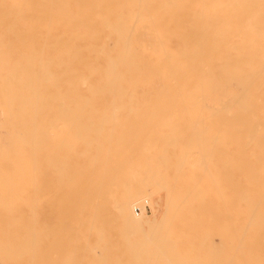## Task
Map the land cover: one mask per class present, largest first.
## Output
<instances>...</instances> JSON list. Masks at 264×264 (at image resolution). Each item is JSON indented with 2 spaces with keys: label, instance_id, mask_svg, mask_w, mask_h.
Masks as SVG:
<instances>
[{
  "label": "bare ground",
  "instance_id": "bare-ground-1",
  "mask_svg": "<svg viewBox=\"0 0 264 264\" xmlns=\"http://www.w3.org/2000/svg\"><path fill=\"white\" fill-rule=\"evenodd\" d=\"M170 1L173 0L162 3ZM212 1L215 8L211 16L200 18L209 21L206 25L155 24L156 19L150 17L147 19L152 22L150 25L114 27L107 22L105 27L120 30L203 28L207 30L205 33L95 34L89 31L95 29V14H91L95 12V0H0V52L7 53L12 48L19 52L15 59L18 63L15 76L11 77L9 71H4L3 76L5 86L14 85L13 108L18 118L14 116L16 118H8L5 122L10 126L7 133L14 138L15 146H11L17 153L13 152L16 155L9 163L0 162V176L5 173L11 176H7L9 182L4 185V190L18 184L20 189L0 194V264H149V261L143 262L146 251L143 249L145 245L148 249L152 244L148 243L150 238L155 236L150 235L151 228L145 232L149 233V238L144 234L146 223L152 220L148 227L159 223L157 227L161 230V222L175 216V206L180 200L187 202L194 198L182 199L186 194L191 195L188 193L191 189L190 192L210 191L225 197L227 212L223 213L225 219H222L229 224L230 230L234 228L231 221L238 219L232 231L225 225L228 228L225 233L230 231L234 235L233 249L238 252L235 261L232 260L234 264H264V0ZM63 17L77 20V28L74 27L77 30L69 33L57 30L63 32L57 33L54 31L58 26L64 30L61 22L46 21ZM182 19L193 20L191 17ZM23 63H30L31 68L25 70ZM102 113L147 115L149 118L143 121L144 124L151 128L149 131L163 136L165 143L153 145L147 141L137 146V153L119 150L113 155L106 154L103 148L107 150V137L99 139L95 134V114ZM105 119L98 120L101 126L119 123L118 119ZM60 120L63 125L60 123L59 126ZM169 138H175L173 144L167 142ZM208 140L213 148L216 141H220L217 146L222 141L226 148L220 150L226 168L223 178L226 181L221 179L226 186L222 189H219L220 174L210 175L211 167L215 170L217 165L210 166L207 161V153L212 149L206 150ZM232 145L234 149H231ZM61 147L65 156L58 169L62 170L50 171L51 174L43 171V175L51 176L56 172L55 177H58L62 173L68 186L75 179L77 183L71 184L75 192L63 196L73 200L71 203L63 200L70 203L69 206L64 204L63 217L58 218L65 223L51 225L57 217L48 214L51 211L44 207L34 208L40 192L31 193L39 190L42 195L45 186H50L46 181L50 177L37 178V171L43 169V165L48 168L56 160L51 155ZM5 149L8 147L0 142V154ZM109 156L114 159H101ZM120 157L129 160H117ZM235 164L236 170L233 169ZM160 174L165 179H159ZM55 177L52 175V179ZM20 178L27 180L25 183L29 185L35 182L33 187L38 182L44 186L31 191L32 185L28 188L20 186ZM57 179L56 184L60 185L62 178ZM23 190L28 192L22 193ZM157 190H164L163 198H153ZM69 194L78 196L72 195L70 199ZM173 199L179 202L174 204ZM199 202L198 209L192 210L194 216L196 210L198 213L202 209L198 217L196 214L188 218L182 213L183 220H192L186 222L188 225L183 222L185 234L187 227L195 234L197 224L199 228L203 227L200 230L212 225L209 222L206 227L203 223L204 208L207 213L209 211ZM144 203L150 205L151 216H147L142 208L139 214L133 212ZM184 205L183 201L182 209ZM178 210L181 209L176 210L179 213ZM216 210L213 213L217 214ZM69 212L76 217H70ZM112 225L115 229H109ZM204 231L208 238L210 232ZM201 233L198 235L202 238ZM140 235L148 238L147 244ZM226 235L223 238L227 241L230 238L226 239ZM208 239L204 238L205 241ZM171 242L169 245L173 247ZM161 246L160 243L155 245L154 250L152 246V250L157 251L156 256L165 251L164 245L163 250ZM193 247L189 249L193 250ZM176 249L171 252L176 253ZM203 249V254L209 256ZM148 252L151 251L145 255ZM182 252L184 257H177V254L175 259L170 253L174 259L169 261L170 264H186L177 259L187 261L186 254L191 251ZM170 255L161 257L165 259L164 263ZM211 255L214 257L215 252ZM193 257V261L197 260L198 254L195 259ZM207 259L203 262L208 263L212 258ZM199 260L195 264L203 263Z\"/></svg>",
  "mask_w": 264,
  "mask_h": 264
},
{
  "label": "rangeland",
  "instance_id": "rangeland-1",
  "mask_svg": "<svg viewBox=\"0 0 264 264\" xmlns=\"http://www.w3.org/2000/svg\"><path fill=\"white\" fill-rule=\"evenodd\" d=\"M162 1L163 0H95V12L94 13H91V14H95V29H91L89 31L95 32V34H107V33H116V32H133V33H144V32H146V33H155V32L205 33V32H207V30H205L203 28H196V29H171V30H160V29L155 30L154 28H152V29H141V28L128 29L127 28V29H124V30H120V29H113V28H105L106 25L108 24L107 22L113 24L114 27H115V25H121V24H124V25H127V26H131V25H137V26L150 25L152 22L150 23L147 20L150 17H152V18L154 17L156 19V21H154L155 24H161V23L162 24H168V23L175 24V23H178V24H185V25L186 24H194L196 26L206 25L209 21L200 20V18L201 17L204 18V17L209 16L210 14H212V12H213V10L215 8V5H214V3H213L212 0H173V1L165 2V3H162ZM169 9H171V10H169ZM76 13H78V12H76ZM51 15H52V7L50 8V16ZM67 15H69V13H67ZM77 15H79V14H77ZM134 16H137V20H134ZM182 17L184 19L186 17H188V18L191 17L193 20H187V19L183 20ZM177 18H179V20H177ZM54 19H55V21H53ZM56 19L57 20L60 19V21L58 22ZM66 19H65V17H63V18H52V21L50 19H47L46 21L47 22H49V21L50 22H55V24H60V22H61V24L63 25L62 28H64V30L58 28V27H61V26H58V27H56L57 29H55V31L53 30L54 32H57V30H62L64 33H69L70 31L77 30V29H75V28H77V20H75L74 18L73 19H70V17H68ZM69 20H70V22H69L68 25L73 26V28L76 26L74 29L73 28L71 29L70 26L66 25L67 24L66 21L68 22ZM71 21H72L73 24L71 23ZM101 21H103V22H101ZM56 22H58V23H56ZM64 23H66V24H64ZM65 25L67 27H69L70 29H68L67 27H65ZM62 31H58V32L63 33ZM1 54L2 55L5 54V57L4 56L2 57ZM18 55H19V52L15 51L14 48L9 49V51H7V53H2V51H1L0 52V57H2V58L0 59V64L2 65V67L0 68V72L9 71V72H11L10 73L11 74V77L12 76H15V71L18 70V68H17L18 67V63H17V60L15 62V59H16V56H18ZM3 58H4V60H2ZM29 65H30V63H23L22 67L25 70H28L29 68H31V67H29ZM4 74H5V72L4 73H1V75H0V88L4 89V90H2V89L0 90V122H1L0 123V139H1L0 142H1V145L2 146L6 145V148L8 147V149L3 150V152L1 153L2 156H0V162H7V163H9L8 161L10 159H12L16 155V154L14 155V153H17V149L15 147H13V146H15L14 145L15 140L13 142V139L14 138L13 137H10V134L7 133V129L10 126L7 125L6 122H7V119L8 118H13V119L16 118L17 117L16 116L17 114L15 115L14 113H17V112L13 108V104L15 102V98H14V85L5 86V84H3V81H5L3 79ZM1 91H3V92H1ZM2 95H4V96H2ZM4 110L7 111V112H5ZM109 115H111V116L108 117ZM14 116H16V117H14ZM101 118L102 119L106 118L105 120L118 119L119 123H117V122L115 124L109 123L107 125L101 126V124L98 121V120H101ZM148 118L149 117L147 115H143V114L142 115H132V114H118V115H113V114H107V113L106 114L105 113L95 114V126H96L95 127V134H97V137L99 139H101L103 137L104 138L107 137V139H106L107 142H108L107 150L105 148H103V152L106 153V154H110V155H113V154L119 152V150H121V152H123V153H125V152H134V153H137V150H138L137 146H140V144H144L147 141L152 142L153 145H158V144L165 143L163 136H159V135L155 134L154 133L155 131H153V130L152 131H149L148 130L150 127L146 126L144 124V122H143V121L147 120ZM161 118H164V117H161ZM197 118L198 117H196V119ZM60 123L63 125L62 120H60L59 122H57V124H59V126L61 125ZM134 127H135V129H134ZM98 128H100V129H98ZM55 130H58V128L55 129ZM139 130H141V131H139ZM150 130H151V128H150ZM152 134H154V135H152ZM122 137H124V138H122ZM139 137H141V138H139ZM174 139L169 138L170 141L169 140L168 141L166 140V141L169 142L170 144H173L174 143ZM118 140H120V141L118 142ZM210 140H208V144L206 145V148H208L206 150H210L212 148L210 150V152L207 153V155H208V156H206L207 157V161L209 162V165L210 166H213V164H214V166L217 165L216 166L217 168L215 170H213L214 167H211V169H210L211 172L210 173H212V174H210V175L211 176L212 175H216L217 176V175L220 174L219 175L220 177L218 176V178L220 180L221 179L222 180H225L223 178H224V173H225V169L226 168H225L224 162H223L224 161L223 154H221L223 152H221V151H223V150L225 151L226 148L223 147V145L221 144L222 141L220 143L222 146L220 144H219V146H217V144L220 141L219 142L216 141L217 144L214 145L215 147L213 148V146L211 147V145H213V144H209ZM11 145H13V146H11ZM128 146L136 147V148H131V147H128ZM232 147H233V145L231 146V149H234ZM3 148H5V147H3ZM63 149L64 148L61 147V150L57 151V153H59V154H57L55 152L54 154L51 155V156H55L56 157V160H53V163L50 164L49 167L47 166L48 168H46L45 165H43L44 166L43 169L40 168L37 171L38 172L37 178L44 177V179H45L46 176H49V175L44 176L43 174H45V173H43V171L49 173L50 171L51 172H54V171L59 172V171L62 170V169H58V167H61L60 166L61 165L60 163H63V156H65V155H63V154H65ZM6 150L8 152H6ZM5 153H7L8 155L5 154ZM55 154H57V155H55ZM3 155H6V156H3ZM61 156H62V158H61ZM101 159H104L105 160V159H114V158H112L111 156H109L107 158L104 157V158H101ZM133 159L135 160L136 158H133ZM117 160H129V158L120 157V158H117ZM235 167H236V164L233 167V169L236 170ZM6 168H7V166L4 167V169H6ZM51 168L54 169V170L52 171ZM219 169H220V171H218ZM51 172H50V174H51ZM55 173L52 174L54 177L57 176V173L56 174ZM52 175L49 176L50 177L49 179H46V181L49 182V185L50 186H48V185H47V187L45 186L46 190H44L45 192L42 195H40L41 194V191H39V190L33 191L35 189H38L39 188L38 186H41L40 188H43L42 186H44V185H41V183L38 182L39 185L36 183V186H37V188H36V186L33 187L35 185V182H33V181H30V182H33V185H32V183H30V185H32V187H29L30 185L27 184V183H25V182H27V180L26 181L25 180L23 181L20 178L19 179L20 180L19 182H20V186L26 185L27 188L29 187V190L33 191L31 193L32 195L35 192L36 193L37 192H40V194L38 193V195H39L40 198L38 197L37 203H36V201H35L34 198H33V200L31 198V200L34 201L33 203H36L34 205H37V206H33V205L32 206L34 208H36V209L41 208V207H44L46 209H49V211H51V212L48 213V214L54 215V216L57 217V219L55 221H53V222H50V224L51 225H60V224H64L65 223L62 219L61 220H58L59 217L60 218L63 217L61 211L63 209H66V207L64 206V204L66 202H64V201L67 200L70 203H71V201H73V200L70 201L69 200V197H68V199H64L65 197H63V196H66V194L70 193V191L71 192H73V191L75 192V190L72 191L71 187L72 186H75L74 184H76L77 182H76V179H75V180H73V182H71L72 186H71L70 182H69L70 185L68 186V182H66V180H64V178H63L64 176L62 175V173L59 174L61 177H59V175H58V177H55L54 179H52ZM210 175H209V178H212V177H210ZM7 176L8 177H11V176H9L6 173L3 174L2 176H0V185L2 184L0 186V190H1L0 194H2L3 191L4 192H7L8 191V192H11V193L18 192L20 189L18 190L19 184H18V182L16 180H15L17 182L16 185L17 184L18 185L16 187L15 186H12L14 189L11 188V187H8V189H5L4 190V187H5L4 185L7 184V182H9L8 179H7ZM221 176H223V177H221ZM25 177H27V176L25 175ZM158 177H159V179H161L162 178L161 174ZM13 178L15 179V176H13ZM37 178H36V180H39ZM57 178H62L61 179L62 181H60V185L59 184H56V181L55 180ZM26 179H28V178H26ZM162 179H165V177L162 178ZM40 180L43 181V179H40ZM222 180L220 181L219 189H222L223 187L226 186V182H225L226 180L225 181H222ZM58 181H59V179H57V182ZM63 181H65V182H63ZM21 182L23 184H21ZM53 184H55V185H53ZM26 186H23V187L25 188ZM27 188H25V189H27ZM31 188H33V189H31ZM74 189H76V188H74ZM27 190H23L22 193L24 191H27ZM31 191H29V193ZM58 191H60V192H58ZM190 191L188 193H190L191 195L186 194V196H183L182 199H184V197H185V199H188V198L190 199V197H193L194 196L193 199L187 200V202H185L186 200H180L181 203L178 201L180 203V205H179V203L176 200H174V199H173L174 201L172 200V202H174V204H177L178 203L177 204L178 206H175L173 203H172V205H174L177 209H179V208L181 209V210H178L180 214L176 211L177 209L175 208L176 209L175 210V216H170L171 217V220H170V217H168L165 221L161 222V224H162L161 225V230H160V228L158 229V227H157V226H159V223H157V224H155V225H153L151 227H148V225L152 224L151 223L152 220H151V222H147L146 223L145 230L143 229L144 234H146L145 232L146 231H149L150 228H151L153 231L151 230L152 233L150 235L154 234L155 237L152 236V238H150V241H149L148 240L149 233L146 234V236L148 237L147 239H145L143 237V235H140L141 237L144 238V240H145V241H143L144 243H146V242L149 241L148 243H152L153 244V245L152 244L151 245H148V249H147V245H145L146 247L144 246L145 249H143V250H146V251L143 252V256H142L144 263H148V261H149V264H161L162 261L165 260L164 258H167V256L170 255V253L172 255V258H174V257H176L177 254H178L177 257H184V256H181V255H183V252L182 251H184L186 253H187V251H191V252L188 253V255L186 254V256H188L187 258H185V259H188L187 261L184 260V259L183 260L182 259H179V258L177 260H181L183 262L185 261L186 264H193V262L195 264V261L196 262L200 261L199 258L202 259L201 261L203 262V259L209 260V259H207V257H209V258H212L210 260V262H208L209 264H225L227 262H228L227 264H234L233 261H235V257H236V255H237L238 252H236L233 249L235 247V241H234V238H233L234 235L231 234L230 231H232L233 229L236 228V225L238 223L237 222L238 219L237 218L236 219L231 218V219H233L232 221L230 220L232 222L231 225L234 228H232V230H230L231 227L229 226V224H227L223 220V219H225V218H223V217H225V214L223 215V213H225V211L227 212V210H226L227 208H226V205H225L226 204L225 203L226 202L225 201L226 200L225 197H223V195H222V197H219L218 194H213V192H210V191H206V192L205 191H197V192H195L196 190H194L192 192H190ZM62 192H64L65 194L62 193ZM199 192H200L201 195H198ZM59 193H61V194H59ZM193 193H197V194L196 195H192ZM25 194H27V193H25ZM32 195H30V196H32ZM34 195H36V194H34ZM69 195H70V199H71L72 195L74 197L75 194H72V195L69 194ZM197 195L204 197V198H201V200L203 201V204H202V201L199 199L200 197L197 198V199H195V197H198ZM234 195H236V193ZM77 196L78 195L76 194L75 195V198H77ZM154 196L155 197L156 196H160L161 198H163V196H164V190H162V191L161 190H159V191L157 190V192H154L153 198H154ZM55 197H56V199H55ZM217 197H219V198H217ZM218 199H221L222 201L221 200H218ZM74 201H76V200H74ZM183 201H184V204H186V205H184L185 207L182 209V207H183ZM199 201H201V203ZM76 202H78V201H76ZM198 202L201 205H203V207L207 206L206 208H208L209 213L212 210V213H210V215H207L206 216L207 218L205 217V215L206 214H209V213L206 212L205 208H204V211H203V214H204L203 223H205V226L207 227L206 223L207 224L209 222L212 223L211 227L209 226L207 229L204 227L205 228L204 230H207L208 232H210V236H209V234L208 235L206 234L210 238L208 237L209 238L208 239V238H206L204 236L205 235V234H203V231L204 230H200V229H203V227L202 228H199L200 226H197L198 224L195 227L196 230H194V232L196 231V233H197V234L195 233L196 235H198L199 232H202L201 235H203V237L205 239H208L206 241L204 240L203 237L202 238L199 237L200 235L196 236L195 234H193V230H190L191 228H188L187 227V229H188L187 231L190 230L191 232H187L186 231V234L184 233L185 230L182 228V227L188 225V223H186V222H188V221L191 222L192 221L191 219H185V220H183L182 217H185V216H183V214H186L188 218H192L191 217V216H193L192 215L193 214L192 213V210H195V207L198 205L197 204ZM70 203H68V204L66 203V205L69 206ZM172 205L170 207H172ZM223 206H224L225 209L223 208ZM216 207L218 208V210H216L217 209ZM67 208L71 209L70 207H67ZM140 208H142L144 210V212H145V214H147V216H151V208H150V205L148 203H144L143 205H141V207H138L139 211L137 212V214L140 213ZM159 208H160V205H159ZM196 208L198 209V207H196ZM189 209H191V210H189ZM201 210H199L200 214L202 213ZM213 210H216L217 214L213 213ZM196 211H195L194 214L195 215L198 214L197 215V217H198L200 214H199V212L196 213ZM234 211L237 212V209L235 208ZM234 211H232V213H234ZM133 212H134V209H133ZM205 212H206V214H205ZM211 214H214L213 215L214 217ZM221 214L223 215L222 217H221ZM44 215H46V214H44ZM44 215H41V216L43 217ZM70 215H71L70 217L73 216V214H71V213H70ZM67 216H69V215L67 214ZM226 216H228V214ZM234 216H236V215H234ZM229 217H231V216H228L227 218L230 219ZM200 219H201V217H200ZM228 219H227V221H229ZM196 220H197V218H196ZM208 220H211L212 222L211 221H208ZM168 222L170 224H168ZM183 222L186 225H183ZM143 224L145 225V223H143ZM199 224H200V222H199ZM167 225H168V229L166 230ZM225 225H227V227L229 226V229ZM112 226H110L109 229H115V226L114 225H112ZM203 226H204V224H203ZM163 227H165V228H163ZM156 229L158 231L162 232V234L160 232H157ZM227 229L230 230V231L227 232V233H225V230L228 231ZM165 230H166V232H165ZM143 231L141 232L142 234H143ZM156 232L159 233L161 236L159 234L158 235L155 234ZM164 233H166V234H165V236L163 238ZM204 233H206V232L204 231ZM222 233H223V235H222ZM213 234H216V235L213 236ZM226 234H228V236ZM156 235L159 238H157ZM224 235L227 236L226 239L229 237L232 240H230V239H228L227 241L224 240V238H223ZM187 236H192L193 238L192 237H189V238H192V240H190L189 238H187ZM194 236H195V238H194ZM141 237H140V239H143ZM161 237L165 240V242H167L168 239H169L168 240L169 242L173 241V242H171V244H172L173 247H171L169 245V242H167L168 245L170 246V248H169V246L166 245L167 243L164 244L165 243L164 240L161 243V241H160V240H162ZM177 237H179V238H177ZM133 238H136V235ZM200 238L203 239L206 243L203 242V240H200ZM151 239L152 240L158 239V240H156L155 242H153ZM208 241H210V242H208ZM190 242H191V245L192 246L191 245H188V244H190ZM227 242H229V243H227ZM232 242H234V243H232ZM144 243H143V245H144ZM154 243H156V244H154ZM159 243L162 246L164 245L163 247H164V250L165 251H163V253L158 252L159 254H157V256H156V253L155 252H157V251H153V250L155 249V245L157 246ZM202 243H205V244H203V247L201 248V246L199 247V244L202 245ZM229 244H232V245H229ZM221 245H223V246H221ZM152 246H154L153 247V250H152ZM162 246H161V248H162ZM178 246H179V248H178ZM189 246L190 247H193L194 246L192 249L195 250V251L189 249L190 248ZM175 249H176V251H175L176 253L171 252V251H174ZM201 249H203V251H205V252L208 251L209 256H207V253H206V255H205V253L203 254V252L201 251ZM162 250H163V248H162ZM147 251H151V252H148L146 254V255H149V253H150V255H149L150 256V259H148L149 256H146L145 255V253ZM160 251H161V249H160ZM226 251H228V252H226ZM229 251L231 253H234V255H232ZM214 252H215L214 257H212L213 254L210 256V254L211 253H214ZM141 253H140V255H141ZM196 253L198 254V257L199 258L197 257V254ZM162 254L163 255L166 254V255H164L165 257ZM227 254H228V256L229 255L230 256L232 255V259L231 260H229L230 256L228 257ZM171 255H170V258H171ZM190 256H192V257L194 256L193 257L194 259L197 257L196 259L198 261L197 260L193 261L192 257L190 258ZM145 257L147 258V260H144ZM155 257H156V260H158V261H156V260L154 261V258ZM161 257H164V258L162 259ZM172 258L170 260L167 259V263H164V261H163L162 264H170L171 260L174 261V259H175V258L174 259H172ZM227 259L229 261H227ZM177 260H175V261H177ZM206 260H205V262H203L204 264H208L206 262ZM181 261L180 262L178 261V262L179 263H183ZM188 261H190V262H188Z\"/></svg>",
  "mask_w": 264,
  "mask_h": 264
},
{
  "label": "built area",
  "instance_id": "built-area-1",
  "mask_svg": "<svg viewBox=\"0 0 264 264\" xmlns=\"http://www.w3.org/2000/svg\"><path fill=\"white\" fill-rule=\"evenodd\" d=\"M139 211L138 207L134 208V213H137Z\"/></svg>",
  "mask_w": 264,
  "mask_h": 264
}]
</instances>
